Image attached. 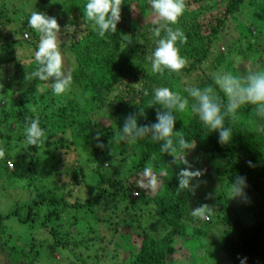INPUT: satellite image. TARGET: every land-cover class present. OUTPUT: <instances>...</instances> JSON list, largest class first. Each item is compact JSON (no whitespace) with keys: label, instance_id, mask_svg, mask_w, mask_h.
<instances>
[{"label":"trees","instance_id":"1","mask_svg":"<svg viewBox=\"0 0 264 264\" xmlns=\"http://www.w3.org/2000/svg\"><path fill=\"white\" fill-rule=\"evenodd\" d=\"M126 1L128 9L140 10L138 3L150 8L149 0ZM205 1L184 0L185 11L177 25L173 27H179L185 34L186 40L178 43L177 46L187 63L179 72L166 70L163 76L152 72L149 60L155 48L152 28L160 23L159 19L142 23L130 13L121 12L117 32L106 33L104 37H100L92 23L83 17V13L79 16L64 15V21L59 27L60 33H63L64 25L72 28L68 46L72 53L71 58L75 60L72 72L73 85L91 98L92 108L109 107L112 111L109 116L116 119L119 129L122 127L123 118L137 112L139 108L144 109L147 119L141 117L138 123H155L156 110L159 106L152 103L151 93L154 88L166 86L176 91L174 81L177 75L185 87L209 85L212 83V74L225 64V56L219 53L214 60L216 67L208 65L211 59L209 54L213 46L219 42L222 28L246 0H219V8L223 10H220V15L215 19L204 16V6L208 3L206 1L204 4ZM71 2L72 0H66L65 7H69ZM249 6L256 8L254 13L256 21L251 28L245 29L248 35L247 49L239 52L245 60L251 59L252 54L264 55L261 51L264 48V0H249ZM196 13L200 17L190 19V16ZM5 18L6 12L0 11V27ZM28 18L17 31V36L25 38L27 35L28 38L24 40L22 38L17 42L28 41L31 34L32 40L28 42L34 43L31 48L35 51L39 34L29 27ZM122 41L123 47H121ZM231 49H234L233 45L230 46ZM261 63L264 65V59ZM37 67L34 59L28 69L30 79L36 85H50L51 80L45 82L31 77V72ZM145 89L148 90V95L144 94ZM17 90L15 88L13 92ZM176 92L187 95L185 91ZM4 101L5 99L3 103ZM25 103L21 101L17 116L21 120L35 118L30 114ZM70 105L74 106L71 102ZM78 112L79 109L67 106L64 109L60 107L57 111L40 113L38 117L40 126L45 130L46 135L43 142L29 145L28 156L34 169L31 171L30 166L27 167L26 171L29 172L27 179L34 180V173L38 171L39 163L36 156L45 146L54 145L64 154H68L72 150L75 152L81 144L84 149L93 152L90 160L96 164V172L101 179L96 187L100 195L93 197L89 194L87 200L81 202L79 199H72L73 191L68 197L65 195L56 197L36 188L37 195L29 205L17 206L8 214L0 213V264H40L38 257H41L43 245L37 244L36 238L24 245H12L11 239L7 238L4 222L11 217H17L20 223L29 225L33 229L37 227L48 232L52 237L49 243L51 250L57 251L60 247L69 250L67 248L70 244L73 246L82 244V241L78 242L71 232L81 222V218L78 217L79 212L93 215V201L105 202L108 197L114 199L119 194L124 204L115 208L107 217L97 218V222L107 223L108 229L112 232L111 238L107 241L112 252V263L174 264L179 237L189 236L186 246L191 248L192 253H196L192 243L196 239H203L206 236L205 231L209 227H217L218 224L224 227L221 250L231 264H240L242 258H246V264L264 262V207L259 200L260 197H264V121L256 116L254 105H243L235 116L226 119V126L233 131L232 142L227 145L218 143V133H208L190 111L177 114L174 130L180 131V135L194 144V158H186L189 164L202 170L203 163L207 162L212 175L219 176L221 194L218 195V208L211 223L206 221V215L211 213L206 212L203 218H194L190 215V211L198 207L195 199L196 189L205 181L208 174H203L199 178L194 191L178 190L177 174L185 165L173 163L171 156L159 151V144L153 143L146 137L136 143L124 142L127 145L121 151V155L130 160L134 171L125 178L127 185L108 178L103 175V169L105 164L113 165L119 159L111 151L118 134L110 126L100 131L99 124L93 121L88 113L82 117ZM74 128H77V134L69 144L64 135ZM97 130L103 133L101 137L103 149L97 147L94 138ZM57 137L58 140L49 142ZM59 162L61 165L64 164L62 158ZM8 163L11 161L1 162L0 169L5 171ZM147 165H151L154 171H161L163 174L160 175L161 185L154 192L137 187L138 174ZM86 171L79 164L70 168L62 165L61 171H57L56 174L71 180L75 189L76 186L81 185ZM46 173L49 175L52 171L47 170ZM222 176L228 177L223 188ZM238 176L246 179V185L243 189L245 198L237 201L230 199V188ZM62 184L66 186L64 179ZM106 185L108 189L103 190L102 186ZM113 189L116 192L111 193L109 190ZM134 191H137L138 198L146 201L144 206L137 203V198L133 201ZM107 194L111 195L107 196ZM240 202L245 212H238L237 205ZM122 209L139 212H135L133 220L124 219L118 222ZM65 214L69 216L68 220L61 219ZM245 216H249V220L245 219ZM82 222L89 226L88 221L82 220ZM90 233L95 235L97 232L92 229ZM109 246L103 248L105 252L109 250Z\"/></svg>","mask_w":264,"mask_h":264},{"label":"rangeland","instance_id":"2","mask_svg":"<svg viewBox=\"0 0 264 264\" xmlns=\"http://www.w3.org/2000/svg\"><path fill=\"white\" fill-rule=\"evenodd\" d=\"M65 1L0 0V11L6 12V18L2 21L0 27V69H3L2 74H0V85H2L0 87V147L4 149V156L0 157V163L11 161L12 164V168L7 165L9 169L7 168L5 171L0 169V213L2 214H8L17 206L29 205L37 195L38 190L36 188L56 197L61 195L68 197L71 194L70 192L73 191L72 199H79L81 202H85L89 194L93 195V197L100 195V191L96 190V187L101 179L96 172V164L90 160L93 157V152L84 149L81 144L75 152L72 150L68 154H64L62 150L57 149L54 145L45 146L36 156L39 159V163L37 164L38 171L34 173V180L27 179L29 173L26 171L27 167L30 166L31 171L34 168L28 156L29 145L25 142L23 129L25 122H30L32 117L30 120H21L17 116L21 101L26 102V107L35 118L39 117L41 112L57 111L60 107L64 109L67 106H71L79 109L78 115L82 117L85 113H88L91 119L99 124L100 131L109 126L113 127L118 136L114 140L115 146L111 151L119 159L113 165L108 166L105 164L103 175L119 180L124 185H127L125 178L134 173L130 160L121 155V151L127 144L120 138L116 119L113 116H109L112 112L109 107L105 106L102 109L92 108L91 98L74 85L71 92L58 96L53 93L51 84L40 86L30 79L28 69L30 68V63L34 60L35 51L31 48L34 46V43L28 42L30 39L32 40L29 32H24V34H30L28 41L17 42L22 38L23 40L26 39L22 36H17V31H19L24 20L33 11H42L49 16H54L57 19L58 25L64 21V15L74 14L75 16H79L83 13L86 0H72L69 7H65ZM206 1L208 3L204 6V16L206 15L210 19H215L216 16L220 15V10H223L219 8L220 5L218 3L220 2L219 0ZM126 2V0H122V13L128 12L133 18L142 23L158 20V17L153 13L151 8L145 7L144 4L138 3L140 10L136 8L128 9ZM255 12L256 8H251L249 0H246L239 10L231 16V19L222 28L219 42L213 46L209 54L211 59L208 65L216 67L214 60L219 53H222L226 60L220 69L231 70L239 74L264 70V65L261 63L264 55L252 54L251 59L245 60L239 53L247 49L248 35L245 29L251 28V25L256 21ZM196 16L200 17L196 13L191 15L190 19H194ZM71 33L72 28L64 25L63 33H59V43L62 56L65 60V68L70 70L72 74L75 60L71 58L72 53L68 46ZM231 45L234 46V49L230 50ZM261 51L264 53V48ZM177 76L174 81L175 90L184 91L185 85L182 83L179 75ZM183 81L185 82V80ZM187 82L189 83L190 80ZM15 88L18 89L17 92H13ZM3 99H5L4 103ZM70 102L74 106L70 105ZM76 134L77 128H74L68 130L64 137H66L70 144V141L73 140ZM58 138L51 139L49 142L56 141ZM194 150V147L189 150L186 158L193 159L195 156ZM107 156L109 155L107 154ZM60 158L64 160V164L62 165L65 167L70 168L73 165L79 164L87 170L81 185L76 186L75 189H73L71 180L61 178L60 175L56 174L57 171H61ZM203 165V174H208L209 176L196 189L195 199L198 207L201 205H208L210 207L211 210L207 211V213L211 214L206 215V221L211 223L214 221L213 216L215 210L218 208L219 201L217 198L221 194V184L218 182L219 176L216 174L212 175L211 170L208 169L207 162H204ZM47 170L49 172L51 170L52 173L48 175L46 173ZM222 171H224L223 167ZM155 172L159 180L157 190L162 182L160 175L163 174H161V171ZM63 179L66 186L62 184ZM222 181L223 188L224 183L228 181V177L222 176ZM139 183L140 180L137 183V187H139ZM102 189H108V186H102ZM109 191L111 193L116 192L114 189ZM151 192L154 191L151 190ZM136 194L137 191H134L133 201H136L134 199L137 198V203L144 206L146 201L140 197L138 198ZM109 195L107 194V196ZM241 198H245L244 192L241 196L230 197V199L237 201ZM122 199L121 194H119L114 199L108 197L105 202L93 201V215L79 212L78 217L81 218V222L71 232L78 242L82 241V244L75 246L70 244L67 248L69 250L61 247L57 251L51 250L49 243L52 241V237L48 232L37 227L33 229L29 225L22 224L14 216L4 222L7 238L11 239L12 245H24L36 238V243L43 245L41 246V257H38L40 264H115L111 262L112 252L110 246L107 244V241L112 236V232L108 229L109 225L107 223L97 222V218L107 217L115 208L121 207L124 204ZM259 200L264 207V197H260ZM242 206V202L237 205L238 212L244 211ZM135 212L138 213L139 211H123L122 209L120 212L121 219L118 218V222L124 219L133 220ZM21 213L23 214V211ZM68 218L67 214L61 216L62 220H68ZM249 218V216H245V219L249 220ZM82 220L88 221L89 226L85 222H82ZM89 229H93L97 233L94 235L90 233ZM205 232L206 236L203 239H196L192 243L196 253H192L191 248H187L186 246L189 236L179 237L177 239V255L174 257L173 263L231 264L221 250L220 245L223 240L224 227L218 224L217 227H209ZM108 246L109 250L105 252L103 248ZM77 257L81 258V260H78Z\"/></svg>","mask_w":264,"mask_h":264},{"label":"clouds","instance_id":"3","mask_svg":"<svg viewBox=\"0 0 264 264\" xmlns=\"http://www.w3.org/2000/svg\"><path fill=\"white\" fill-rule=\"evenodd\" d=\"M121 3L122 0H86L83 17L92 23L100 37H104L106 33H116L121 20ZM149 4L160 21L152 28L155 48L149 57L151 70L161 76L166 70L179 72L187 61L180 54L177 44L183 43L186 37L179 27L173 26L177 25L185 11L184 0H149ZM28 25L39 34L34 55L38 67L31 72V77L45 82L51 80L55 95L71 92L73 77L71 71L65 68V60L60 50V27L57 19L42 11H33L28 18ZM123 46L122 41L121 47ZM2 72L3 69H0V74ZM184 91L187 95H181L166 86L154 88L151 93L152 103L159 106L155 123H138L141 117L147 119L144 109L139 108L137 112L123 118L119 131L121 140L126 143H136L143 138H149L153 143L159 144L161 153L173 158V163L185 165L177 174L178 190L192 192L203 172L194 168L186 159L187 152L193 149L194 144L180 135V131L174 130L177 114L190 111L208 133H218V143L230 144L233 131L226 126L225 121L235 116L243 105H254L256 116L264 120V70L239 74L227 69H218L212 74L211 84L203 87L187 86ZM144 94H149L147 89ZM23 134L28 145L43 142L46 135L38 117L25 122ZM102 135L103 133L97 130L94 136L97 147L101 149L104 148ZM3 156L4 149L0 147V157ZM138 176L140 188L156 190L159 180L151 165L145 166ZM245 185L246 179L238 176L231 184V198L241 196ZM210 210L208 205H201L191 210L190 215L203 218ZM240 264H246V258L240 259Z\"/></svg>","mask_w":264,"mask_h":264},{"label":"built area","instance_id":"4","mask_svg":"<svg viewBox=\"0 0 264 264\" xmlns=\"http://www.w3.org/2000/svg\"><path fill=\"white\" fill-rule=\"evenodd\" d=\"M25 38L27 39V38H28V36H27V35H25ZM8 166H10V167L12 168V164H11V163H8ZM136 196H137V194H136Z\"/></svg>","mask_w":264,"mask_h":264}]
</instances>
